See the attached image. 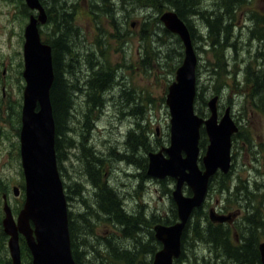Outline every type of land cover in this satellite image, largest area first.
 Segmentation results:
<instances>
[{"label":"rangeland","instance_id":"rangeland-1","mask_svg":"<svg viewBox=\"0 0 264 264\" xmlns=\"http://www.w3.org/2000/svg\"><path fill=\"white\" fill-rule=\"evenodd\" d=\"M40 2L49 18L42 28L46 41L52 32L54 36L60 34L51 20L69 19L71 23L66 40L70 51L65 54V62L61 60L64 70L60 68L71 103L57 124L55 152L78 260L80 264H126L114 258L117 251H140L132 264L138 260L152 262L154 255L148 251L158 243L153 227L178 222L171 194L175 180L159 181L146 174L147 154L167 147L170 141L165 98L183 60V46L159 18L164 12L174 11L171 4L175 0ZM194 2L196 12L188 13L185 22L192 29L198 60L195 112L208 118L207 103L217 96L219 119L229 109L238 131L231 139L230 172H219L211 178L205 202L186 223L181 255L174 264H249L243 257H229L223 248L225 243L215 251L208 236L227 235L230 248H236L228 253H245L239 247L251 236L257 249L264 243V111L259 108L264 97V0H246L229 13H225L221 0ZM31 13L24 0H0V84L6 82V97L0 99V264H12L2 227L3 197L14 217L24 203L20 158L25 87L22 36ZM34 15L37 18L38 12ZM216 16L221 17L217 34L210 32L206 21L215 28ZM228 25L227 30L223 28ZM214 34L220 42H215ZM99 72L111 75L104 91L94 90L100 104L91 100L90 88ZM139 138L144 140V147L138 143ZM207 143L200 148V156ZM14 187L20 188L18 196L13 194ZM100 187L111 189L120 200L134 222L129 230L137 226L130 234L124 236V226L101 211ZM182 191L185 196L191 195L186 185ZM210 209L219 214H239L232 224L216 228ZM235 234L240 243H236ZM20 247V263L31 264L24 239H20ZM160 248L158 245L156 251Z\"/></svg>","mask_w":264,"mask_h":264},{"label":"water","instance_id":"water-1","mask_svg":"<svg viewBox=\"0 0 264 264\" xmlns=\"http://www.w3.org/2000/svg\"><path fill=\"white\" fill-rule=\"evenodd\" d=\"M38 17H29L24 29L22 77L25 82L21 112L20 158L24 175V203L16 219L3 197L2 227L8 237L12 264L20 263L19 235L31 253L32 264H75L68 231L67 202L55 153V121L50 91L54 82L51 47L40 40L37 22L45 23L46 15L39 0H24ZM159 20L164 28L179 37L183 60L175 70L165 103L170 115V141L167 147L147 154L146 174L158 180L173 178L172 199L178 222L156 224L154 238L161 248L151 264H173L181 254V236L192 212L201 207L209 180L218 171L227 174L231 167V137L238 131L229 109L218 119L217 96L207 103L210 116L206 119L194 109L196 98L197 56L188 27L175 11L164 12ZM208 144L200 155V129ZM166 157L164 156V154ZM203 168L200 169L198 161ZM186 185L190 196L183 194ZM14 196L19 188H13ZM212 222H230L231 216L210 211ZM260 263L264 264V243L259 244Z\"/></svg>","mask_w":264,"mask_h":264},{"label":"trees","instance_id":"trees-1","mask_svg":"<svg viewBox=\"0 0 264 264\" xmlns=\"http://www.w3.org/2000/svg\"><path fill=\"white\" fill-rule=\"evenodd\" d=\"M245 2H246V0H221V4L223 6H225L227 9V11L225 13H229L232 8L234 9V8L242 5ZM154 3H157V2H154ZM195 4H196V2H194V0H175V3L171 4V6L174 9L177 16L182 21L185 22V17L188 16V13L196 12V10L193 8L195 6ZM64 16L67 17L66 13ZM220 19H221L220 16H216L215 18H213V21L217 25L215 28H213L211 26L212 25L211 21L206 19L208 25L210 26V28H212L210 30V32L213 33V31H216V34H217V32L220 28V23H221ZM61 20H63V19H61ZM57 21H59V19ZM64 22L67 23L66 27H65V33L63 35H58L54 42H50V45H52V49H53L52 58H53V70H54V82H53V85H52L51 91H50V99H51V104H52L53 117H54V121H55V133H57V127H58L57 124L66 115V112H67L68 108L70 107V103H71V101L69 99L68 85H67L65 79L61 76L62 71L60 70V68H63V70H64L65 64H64V67L62 64L65 62V60H64L65 54L67 52L69 53V51H70V49L66 45V43H67L66 40H67V36H68V30L70 31V24L71 23L69 22V19H66ZM185 24L187 25V27L190 31L191 38H192L193 37V33L191 31L192 29L190 26H188V24L186 22H185ZM218 26H219V28H218ZM223 28L227 30L229 28V25L225 26ZM216 34H214L215 35V42H217V41L220 42V39L217 38ZM226 39H227V36H226ZM61 60L63 63H61ZM74 61H75V58H74ZM110 78H111L110 74L107 75L104 72H99L97 74V79L96 80L93 79L90 82V88H92V90H93L92 92L94 93V90H95V92L96 91H99V92L104 91V89L110 83ZM261 80L264 81V77ZM256 81H258V79H256ZM94 85H96V86L94 87ZM69 88L71 89V86H69ZM93 93L91 96V98H92L91 100L92 101L94 100V102L96 101V103L100 104V100L95 95V93L94 94ZM95 104L93 106H95ZM259 108L262 111H264V97L261 98ZM202 133L205 135L204 131H202ZM201 136H202V134H201ZM128 138L129 139L131 138L130 134H129ZM201 141H202V143L200 142V148H203V146L207 142V140L205 138V139H202ZM138 143L142 147H144V145H145L144 140L140 141V138L138 140ZM57 146H58V139L56 137L55 138V150H57ZM66 199H67V196H66ZM98 201H99L98 205H99L101 211L108 217L109 220H111L113 222H117V223L121 224L122 226H124V229H123V235L124 236H126L127 234H130L131 231H134L136 229L137 226L135 225L131 230H129V226L134 225V222H133V220H131V218H128V215L123 210V207L120 203V200L112 192L111 189H108L106 187H104V188L100 187V190L98 193ZM68 228H69L70 243H71V250H72L73 259H74L75 264H80V262L78 260L79 256H77L75 243H74V240L72 237V222H71L69 215H68ZM251 230L252 229H250V231ZM250 238L251 239L248 241V245H249V259H248V261H249V264H254L255 262L260 263V256H259L258 249H257L256 245H254L252 242V239H253L252 236ZM217 239H219V238H217ZM220 240L226 241L227 238H220L219 242H217V244H220ZM155 244H156V246L152 247V249L149 250L148 253H151L152 255H154V253L156 252L157 246L158 245L160 246V243L155 242ZM223 248H224L225 253L229 257L234 256L235 258H238L239 260H241V258H242L241 252H239V253H228V251L233 252L234 250H236V248L232 249V248H230L229 245H226V243L224 244ZM139 254H140V251H137L135 254H133L131 252H127V251H121V252L117 251L115 253L114 258L116 260L122 261L123 263L132 264V262L137 259ZM137 264H151V261H146V260H144V261L140 260L139 261L138 260Z\"/></svg>","mask_w":264,"mask_h":264},{"label":"flooded vegetation","instance_id":"flooded-vegetation-1","mask_svg":"<svg viewBox=\"0 0 264 264\" xmlns=\"http://www.w3.org/2000/svg\"><path fill=\"white\" fill-rule=\"evenodd\" d=\"M41 3V2H40ZM26 5V4H25ZM41 5H42V3H41ZM42 7H43V5H42ZM44 8V7H43ZM44 10H46L45 8H44ZM31 11V10H30ZM37 13V11L35 12V11H32V13H31V15L30 16H34L35 17V15L34 14H36ZM45 13H46V11H45ZM29 16V17H30ZM47 21H49V18H48V16H47V14H46V21H45V23H39V22H37V28H38V33H39V36H40V40H41V42L42 43H44V44H47V45H49L50 47H51V53L53 52V49H52V45H50V42H54L55 41V39H56V37L57 36H54L53 35V32H52V35H51V39L50 40H45L44 39V37H43V34H42V32H43V30H42V28H43V26H45V24H47ZM51 22V24L53 25V29L56 27V26H58V28H59V31H60V34L59 35H63L64 33H65V27H66V24L67 23H65L63 20H61L60 22H53L52 20L50 21ZM24 29H25V27H24ZM68 36H69V30H68ZM67 36V37H68ZM23 44H24V31H23ZM66 45H67V43H66ZM68 46V45H67ZM52 63H53V58H52ZM23 66H24V62H23ZM3 74H6V72L5 73H3ZM5 88H6V82H4V84H0V90H1V96H0V99L1 98H4V97H6L5 96ZM1 104V103H0ZM220 116V115H219ZM200 133L202 134V136H201V140H202V137H203V139H205V135L202 133V131H200ZM204 135V136H203ZM201 162L199 161V167L201 166ZM19 191H20V188H19ZM211 211H214L213 209H210ZM216 212V211H215ZM216 214L217 215H220V216H231V221L230 222H223V223H219V222H213V224H215V226H216V228H219V227H223V226H228V225H230V224H232V222L233 221H235L234 219H237L238 217V214H239V212H237V213H229V214H219L218 212H216ZM14 217V216H13ZM16 217H17V215H16ZM16 217H14V219H16ZM236 230V229H235ZM184 236V235H183ZM209 237V240H210V246L216 251V250H218V245H221V244H224V243H228V245L231 247V245L230 244H232L231 243V241H226V242H223V240H220V244H217V241L216 240H218L217 238H227V235H218L217 233H214V234H211V235H209L208 236ZM234 237H235V240H236V243H240L239 241H238V235L237 234H235L234 235ZM20 239H24L23 237H22V235H19V247H20ZM243 240V239H242ZM25 241V240H24ZM245 241H246V239H245ZM244 243V244H243ZM243 245L241 246V247H239V248H241L242 249V251H245V253L244 252H242V257H243V260L244 261H248V255H249V245H248V242L246 241V242H244L243 241ZM25 246H26V250L28 251V253L31 255V253H30V251H29V249H28V247H27V245H26V243H25ZM22 247V246H21ZM20 247V248H21ZM23 249V248H22ZM20 252H21V249H20ZM223 252V251H222ZM259 252V251H258ZM20 259H21V257H20ZM12 262V261H11ZM21 264H22V262H21ZM31 264H32V257H31Z\"/></svg>","mask_w":264,"mask_h":264},{"label":"bare ground","instance_id":"bare-ground-1","mask_svg":"<svg viewBox=\"0 0 264 264\" xmlns=\"http://www.w3.org/2000/svg\"><path fill=\"white\" fill-rule=\"evenodd\" d=\"M44 1V0H43ZM108 2V1H107ZM106 2V3H107ZM106 6V5H105ZM108 7V6H107ZM70 22V21H69ZM75 44V43H74ZM71 56V55H70ZM83 68V67H82ZM98 71V70H97ZM91 78V77H90ZM73 90V89H72ZM73 96V95H72ZM73 98V97H72ZM218 119H219V117H218ZM92 127V126H91ZM142 131V130H141ZM126 145V144H125ZM121 146V145H120ZM123 146V145H122ZM131 153V152H130ZM136 155H137V153H136ZM111 160V159H110ZM142 169V168H141ZM244 194V193H243ZM255 216V215H254ZM257 220V219H256ZM252 221V220H251ZM260 226V225H259ZM262 227H263V225H262ZM255 230V229H254ZM260 230H261V228H260ZM138 233H139V231H138ZM249 237V236H248ZM256 237V236H255ZM90 241V240H89ZM91 242V241H90ZM94 244V243H93ZM244 244V243H243ZM83 245V244H82ZM84 246V245H83ZM140 247V246H139ZM188 252V251H187ZM84 263V262H83Z\"/></svg>","mask_w":264,"mask_h":264}]
</instances>
